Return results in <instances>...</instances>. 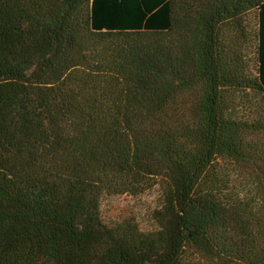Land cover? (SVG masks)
Returning a JSON list of instances; mask_svg holds the SVG:
<instances>
[{"label":"trees","instance_id":"16d2710c","mask_svg":"<svg viewBox=\"0 0 264 264\" xmlns=\"http://www.w3.org/2000/svg\"><path fill=\"white\" fill-rule=\"evenodd\" d=\"M0 264H264V0H0Z\"/></svg>","mask_w":264,"mask_h":264},{"label":"rangeland","instance_id":"374dc122","mask_svg":"<svg viewBox=\"0 0 264 264\" xmlns=\"http://www.w3.org/2000/svg\"><path fill=\"white\" fill-rule=\"evenodd\" d=\"M250 41L248 51H254V35L257 28L255 12L247 17ZM161 200V188L156 186L142 195H122L107 197L102 205V213L106 223L117 232L125 235L132 244L157 250L161 242V234L157 225L151 220L150 214Z\"/></svg>","mask_w":264,"mask_h":264}]
</instances>
